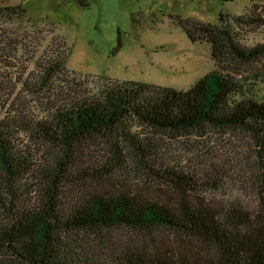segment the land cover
Here are the masks:
<instances>
[{
	"label": "trees",
	"instance_id": "16d2710c",
	"mask_svg": "<svg viewBox=\"0 0 264 264\" xmlns=\"http://www.w3.org/2000/svg\"><path fill=\"white\" fill-rule=\"evenodd\" d=\"M23 18L20 3L0 6V23ZM173 19L192 42L210 43L214 60L230 56L251 68L214 69L187 89L115 80L97 96L81 97L72 89L78 97L61 99L49 115L31 123L0 117V264H264V97L250 82L264 81V44L245 46L240 37L243 30L264 27V0L252 2L243 14L220 12L217 24ZM17 47L0 27V60L10 62ZM70 53L65 41L57 42L37 63L33 81L21 83L34 95L56 81L80 83L68 77ZM134 126L179 135L230 130L247 138L253 160L243 172L251 197L224 190L223 197L209 196L224 186L219 171L198 182L194 174L157 164L149 141L131 132ZM23 127L59 151L50 167L38 168L15 147L14 135ZM96 137L135 142V156L147 164L152 181L164 187L167 197L149 199L126 190L83 192L92 174L89 169L72 174L74 158ZM73 184L81 193L62 196ZM31 195L33 205L27 202ZM120 227L165 230L178 243L144 250L105 240L108 245L90 243L76 235Z\"/></svg>",
	"mask_w": 264,
	"mask_h": 264
},
{
	"label": "rangeland",
	"instance_id": "374dc122",
	"mask_svg": "<svg viewBox=\"0 0 264 264\" xmlns=\"http://www.w3.org/2000/svg\"><path fill=\"white\" fill-rule=\"evenodd\" d=\"M86 1L87 5L82 6L77 0H0V6L20 3L26 15L22 20L0 23L18 43L11 51L10 62L0 60V117H20L31 123L49 115L61 99L79 94L81 97L100 95L115 80L187 89L214 69L246 72L251 68L230 56L214 60L210 43L192 42L173 17H192L217 24L220 12L243 14L252 2L259 0ZM240 37L245 46L264 44V27L243 30ZM60 41L71 47L66 65L68 77L72 74L80 83L65 84L60 80L40 95L31 94L21 82L33 81L39 72L37 63ZM250 82L254 83V92L264 97V81ZM72 89L80 93L77 95ZM30 130L23 127L15 133L14 145L21 154H29L38 168L48 167L59 151L52 144L40 141ZM131 132L149 141L157 164L194 174L198 182L206 174L219 171L224 186L209 196L223 197L224 190L240 198L251 197L244 184L243 170L252 163V151L249 140L242 135L211 128L179 135L134 126ZM135 146L129 139L96 137L85 142L78 149L72 168V174L86 169L92 174L83 192L126 190L149 199L166 198L164 187L152 181L147 164L135 156ZM73 185L66 186L62 196L75 194L77 184ZM32 195L27 198L31 205L36 202ZM76 235L90 243L113 242L144 250L178 243L165 230L120 227L86 229Z\"/></svg>",
	"mask_w": 264,
	"mask_h": 264
}]
</instances>
